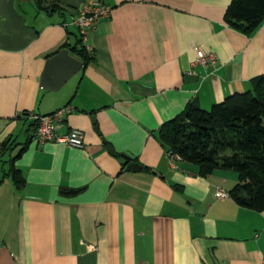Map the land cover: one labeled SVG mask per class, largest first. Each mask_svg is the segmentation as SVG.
<instances>
[{"label": "crops", "instance_id": "obj_1", "mask_svg": "<svg viewBox=\"0 0 264 264\" xmlns=\"http://www.w3.org/2000/svg\"><path fill=\"white\" fill-rule=\"evenodd\" d=\"M87 1L44 0L63 8L48 13L0 0V264H264V210L215 195L238 174L203 176L158 137L192 101L209 109L264 74V22L250 35L230 26L232 0H102L111 13L88 31L92 60L46 89L62 45L81 59L73 21ZM196 47L217 63H196ZM65 106L58 133L83 130L82 149L35 139L30 115Z\"/></svg>", "mask_w": 264, "mask_h": 264}, {"label": "trees", "instance_id": "obj_2", "mask_svg": "<svg viewBox=\"0 0 264 264\" xmlns=\"http://www.w3.org/2000/svg\"><path fill=\"white\" fill-rule=\"evenodd\" d=\"M43 2L35 0L39 10L52 13L63 9L57 3L43 6ZM226 21L245 34L254 33L264 22V0H232ZM71 50L81 57L84 66L92 60L93 53L81 35ZM30 118L35 131L37 121L31 115ZM158 137L168 153L197 164L203 176L217 169L235 171L238 181L228 191L229 195L243 207L264 210V74L251 80L250 89L232 93L209 109L192 101L180 114L161 125ZM15 146V142L7 140L1 153H9ZM9 173L18 187L25 185V178L13 160ZM77 192L73 188L61 189L67 196Z\"/></svg>", "mask_w": 264, "mask_h": 264}, {"label": "built area", "instance_id": "obj_3", "mask_svg": "<svg viewBox=\"0 0 264 264\" xmlns=\"http://www.w3.org/2000/svg\"><path fill=\"white\" fill-rule=\"evenodd\" d=\"M110 13L111 7L102 0H88L80 10L73 23L79 28L82 41L87 49H90L88 45V31L94 28L102 19L108 17ZM195 54V62L198 64L208 65L217 63L218 56L212 51H204L196 47ZM70 111L71 107L65 106L50 114L32 115L31 117L37 121L35 139L39 143L57 142L80 149L84 148L85 135L83 130L73 128L66 134L58 133V129L63 124L66 113ZM171 156L180 159L179 156L172 154ZM215 195L222 198L229 196V193L219 186L216 189Z\"/></svg>", "mask_w": 264, "mask_h": 264}, {"label": "water", "instance_id": "obj_4", "mask_svg": "<svg viewBox=\"0 0 264 264\" xmlns=\"http://www.w3.org/2000/svg\"><path fill=\"white\" fill-rule=\"evenodd\" d=\"M84 65V62L77 56L71 54L69 48H62L56 54L47 59L45 72L42 79V87L56 90L61 87L72 75ZM192 76V75H190ZM108 149L113 152L112 147ZM119 161L126 165L128 171H139L143 166L136 161H128L120 157Z\"/></svg>", "mask_w": 264, "mask_h": 264}]
</instances>
